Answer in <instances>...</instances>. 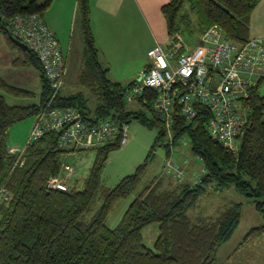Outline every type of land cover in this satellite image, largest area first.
Segmentation results:
<instances>
[{"label":"trees","instance_id":"trees-1","mask_svg":"<svg viewBox=\"0 0 264 264\" xmlns=\"http://www.w3.org/2000/svg\"><path fill=\"white\" fill-rule=\"evenodd\" d=\"M258 2L168 0L162 5L169 32L167 45L182 41L183 46V35L201 34L213 24L222 25L231 39L244 43L251 36V13ZM51 3L52 0H0V32L8 46L18 51L14 64L37 67L42 82L38 103H10L0 92V264H220L217 250L236 229L243 202L229 201L213 215L192 216L188 210L196 206L202 194L233 185L264 216L263 78L247 98L249 125L240 137L237 153L211 137L207 128L209 111L204 106H199L198 115L192 119L177 117L171 127L170 143L188 135L206 171L197 182L180 181L166 187L161 177L152 180L130 202L119 223L109 226L108 214L120 198L137 188L145 166L139 165L114 186H104L102 169L109 152L120 146L117 139L95 146L96 156L83 186L66 189L48 187L47 180L63 172L64 154L79 146H62L55 130L27 143L21 155L11 151L6 142L9 125L37 113L52 92L36 53L20 44L22 40L13 33L9 22L20 12H38L44 17ZM77 20L84 39L80 81L91 86L97 102L91 108L82 90L65 93L62 89L55 103L78 108L92 121L108 115L127 121L131 116L146 118L141 106L153 110L151 96L138 95L134 100L140 106L128 108L126 94L135 79L126 85L112 79L109 66L100 58L90 0H77ZM0 89L15 95L33 94L31 89L12 84L2 76ZM153 118L161 123L160 135L168 133L155 111ZM153 221L159 222V234L150 246L143 240L142 228ZM263 227L264 224L251 227L244 239Z\"/></svg>","mask_w":264,"mask_h":264},{"label":"built area","instance_id":"built-area-1","mask_svg":"<svg viewBox=\"0 0 264 264\" xmlns=\"http://www.w3.org/2000/svg\"><path fill=\"white\" fill-rule=\"evenodd\" d=\"M9 23L13 33L36 53L52 87L51 95L36 113L27 143L50 130L59 132L62 146L100 145L115 139L120 145L126 143L129 121L111 115L92 121L78 108L55 103L66 82L68 56L43 15L20 12ZM148 54L149 62L127 91L128 100L151 96V107L168 132L177 117L192 119L202 105L209 111L207 128L211 137L237 153L240 137L249 125L247 98L264 78V37L251 35L246 42L237 43L222 25L213 24L200 34L193 48L179 42L164 47L158 42ZM63 167L69 173L73 170L67 163ZM63 175L49 177L47 186L66 189Z\"/></svg>","mask_w":264,"mask_h":264},{"label":"rangeland","instance_id":"rangeland-1","mask_svg":"<svg viewBox=\"0 0 264 264\" xmlns=\"http://www.w3.org/2000/svg\"><path fill=\"white\" fill-rule=\"evenodd\" d=\"M142 17H139L137 13L135 16L126 17L127 21L122 16L108 17L104 26H99L100 35L97 37L94 33L100 58L102 53L108 56L110 65L103 57L101 59L109 66V75L111 66V78L121 81L124 85L127 84L125 78L128 80L131 78L139 79L143 65L148 63L150 59L149 48L147 47L150 42L155 41L156 44L158 41L156 39H159L158 42L164 47H168L169 32L167 26L165 25L164 28L160 29L143 14ZM75 25L70 46L65 45L66 47H64L61 44L65 53L69 50L67 57L68 74L63 91L69 93L82 90L88 96L89 105L93 108L97 102V95L91 86L82 84L80 81L83 69L81 58L84 39L78 20ZM3 35L0 33L2 39L5 37ZM199 36L200 34L197 33H186L182 39L187 48H193ZM155 44L153 43L151 46ZM13 69L11 68L9 71H13ZM25 70L35 73L34 81L31 76L28 80H32L30 81L32 87L33 84H38L35 88L38 92L24 96L11 94L0 89L10 103L31 104L39 100L41 81L38 70L34 66H29ZM17 71L14 70L10 75H16ZM122 76L124 77L121 78ZM260 89L264 92V82L260 85ZM127 106L128 108H135L139 107L140 104L135 100H127ZM141 107L146 118L130 117L128 141L109 152L102 169V184L111 187L124 175L133 172L139 165L145 164L137 188L128 196L120 198L108 214L106 223L112 227L119 223L130 202L152 180L161 177L163 186L167 187L171 186L170 181L173 182L172 185L180 181L197 182L206 171L202 158L192 150L188 135L185 134L175 142L170 143L172 140L171 132L161 136V123L154 120V111L145 105ZM35 120L36 113L29 114L9 125L6 132V142L10 149L20 151L25 147ZM95 146L97 145L82 146L64 154V163L72 166L73 169L69 173L68 169L62 167L63 176L67 181L66 188L68 186H83L84 179L88 175L96 156ZM233 200L243 202L240 221L230 238L219 246L216 259L220 264H264V227L244 239V235L251 227L264 224V216L255 208L248 197L233 185L202 194L196 206L191 207L188 213L192 216L198 214L213 215L219 208ZM96 205H99V201ZM142 234L144 242L153 246L159 234V222L153 221L145 225L142 228Z\"/></svg>","mask_w":264,"mask_h":264},{"label":"crops","instance_id":"crops-1","mask_svg":"<svg viewBox=\"0 0 264 264\" xmlns=\"http://www.w3.org/2000/svg\"><path fill=\"white\" fill-rule=\"evenodd\" d=\"M167 1L168 0H90L91 22H92L93 31L95 35H97L98 37V35H100L99 26H104L105 21L108 20V17L112 18L114 16L115 17L122 16V18L126 19V17L128 16H135L136 13L141 18H143L142 17L143 14L144 17H146L153 24L157 25L160 29L164 28L165 25L167 26V23L164 13L162 12V5ZM76 6H77V0H52L51 5L44 12V18L46 22L54 30L60 43L62 41L61 44H63L64 47L70 46L71 38L74 34V29L76 26L75 25ZM250 35L264 37V0H259L255 8L252 10L251 22H250ZM157 40L159 41V39H156V41ZM158 41L156 43H158ZM153 43L155 44V41L150 42L147 45V47L150 49L151 47H153L151 46L153 45ZM17 54H18L17 50L12 49L8 46L6 38L4 37V39H2L0 36V76H2L6 81L12 84L31 89L33 91V94H36L38 91L35 88L37 87L38 84H33V87L35 86L33 88L30 83V81L32 80L31 79L28 80L29 76H31V78H33L34 81L35 73L33 71L25 70L27 69V67L33 65L31 64L15 65L13 60L14 57L17 56ZM68 54H69V50L67 52V56ZM102 57L110 65L108 56L105 55V53L104 54L102 53ZM146 63L143 65V67L146 65ZM11 68H14L13 71H9V69L11 70ZM35 68L38 70V75L40 77L39 69L37 67ZM14 70H18L17 74L11 76L10 74L14 72ZM109 76L111 77V66H110ZM123 77L124 76H122L121 78ZM125 79L127 80V83L133 80L132 78L130 80H128V78ZM40 81H41V77H40ZM263 82H264V78L262 79L260 85H262ZM40 89L42 90V82ZM24 96H28V95H24ZM39 101H40V96H39V100L34 103H38ZM71 146L73 145H68L67 147H71ZM73 150L74 149H71L67 152L70 153ZM172 183L173 182L170 181V185Z\"/></svg>","mask_w":264,"mask_h":264},{"label":"water","instance_id":"water-1","mask_svg":"<svg viewBox=\"0 0 264 264\" xmlns=\"http://www.w3.org/2000/svg\"><path fill=\"white\" fill-rule=\"evenodd\" d=\"M20 44L23 46H27V44L24 41H20Z\"/></svg>","mask_w":264,"mask_h":264}]
</instances>
